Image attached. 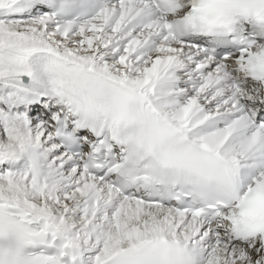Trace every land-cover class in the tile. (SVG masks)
<instances>
[{
	"label": "snow or ice",
	"instance_id": "1",
	"mask_svg": "<svg viewBox=\"0 0 264 264\" xmlns=\"http://www.w3.org/2000/svg\"><path fill=\"white\" fill-rule=\"evenodd\" d=\"M0 264H264V0H0Z\"/></svg>",
	"mask_w": 264,
	"mask_h": 264
}]
</instances>
